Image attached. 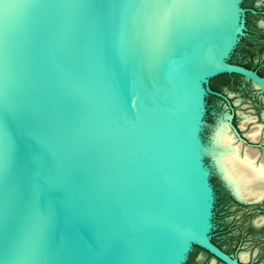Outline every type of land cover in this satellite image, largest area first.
<instances>
[{"label": "water", "instance_id": "water-1", "mask_svg": "<svg viewBox=\"0 0 264 264\" xmlns=\"http://www.w3.org/2000/svg\"><path fill=\"white\" fill-rule=\"evenodd\" d=\"M242 1L0 0V264H241L202 129L216 75L264 93Z\"/></svg>", "mask_w": 264, "mask_h": 264}, {"label": "rangeland", "instance_id": "rangeland-1", "mask_svg": "<svg viewBox=\"0 0 264 264\" xmlns=\"http://www.w3.org/2000/svg\"><path fill=\"white\" fill-rule=\"evenodd\" d=\"M252 1L250 0V3ZM259 1H263L260 6L264 5V0ZM252 19L258 22L260 19H264V16L259 15ZM234 51L229 54V58ZM235 58L243 59L252 67L264 72V43L254 45L251 51H237ZM213 78L212 84L220 87L222 92L228 97V100L213 96L211 93L206 95L207 111L204 120L207 123L202 129V136L205 142L209 140L213 128L221 119L229 121L234 129L242 124L243 115H251L256 118L258 123L264 124V95L258 89L241 77H235L228 81L220 77ZM234 114L235 116L232 117ZM253 124L249 123L245 126L242 133L248 132ZM205 160L207 164H210V158L206 157ZM213 179L217 184H220L219 176L212 170L211 182L214 185ZM230 206L227 211L223 210L221 212L224 216L219 218L215 204L211 231L212 238L215 237L220 246L235 256L241 257L242 253H248V258L244 260L246 264H264V226L257 230L248 228L254 219L264 216V213L260 212L262 215L258 211L249 213L246 207L233 203ZM218 230H223V232H218ZM212 261L213 258L210 254L195 246L185 264H211ZM215 264L221 263L216 262Z\"/></svg>", "mask_w": 264, "mask_h": 264}, {"label": "flooded vegetation", "instance_id": "flooded-vegetation-1", "mask_svg": "<svg viewBox=\"0 0 264 264\" xmlns=\"http://www.w3.org/2000/svg\"><path fill=\"white\" fill-rule=\"evenodd\" d=\"M262 3H263V1H259V0H253L251 3H250V0H243L242 1V7L245 9V14H244L245 34L241 37V40H240L241 43L239 44V46L236 48V50L234 51V53L230 57V61L233 63H236V64L243 65L249 69L255 70L260 76L264 77V72L260 71L259 69L252 67V65H250L248 62H245L243 59H236L235 58V54L237 51H239V50L251 51V49L254 45H256L258 43L259 44L264 43L263 42L264 41V19H260L258 22L255 19H252V18H255L259 15L264 16V5L260 6ZM225 74H228V76L225 77ZM216 77L226 79L227 81L232 80L235 77L243 78L242 76H240L238 74H229V73H222V74L215 76V78ZM213 79H211V81H210V87L213 91L219 93L220 95L212 94V93L211 94L213 96L223 98L227 101L228 97L222 92V89L220 87L212 84ZM246 81L252 84V82H250L248 80H246ZM253 87H255V86L253 85ZM255 88L258 89L257 87H255ZM258 90L260 91V89H258ZM261 93L264 95L263 92H261ZM234 116H235V114L232 117H234ZM244 116H248V115H243L242 124L238 125L237 128H235V129L229 123V121H227L228 124L230 125V130L232 132L229 130V127L227 125L226 126L228 127L229 134H231L234 138L233 143L235 145H238L239 155L243 156L247 150H253L256 153H258V155H259L257 158V161H256V163L258 164L264 156V124L258 123L256 121V118L251 116V115H249L251 117V119L244 122ZM229 119H230V116H229ZM249 123H254V124L248 132L242 133V130L244 129V127L247 126ZM217 124H216V126H217ZM258 125H262L259 138L258 139H252L251 136L249 135V133L253 130V128H255ZM215 127L213 128L212 133L214 132ZM211 135H210V137H211ZM214 172H216V174L220 178V180H219L220 184H217V182H215V180H214L215 178L213 179V183H214L213 186H214V190H215V194H216V203H215L217 206L216 212H217V216L219 218H222L224 216L221 214V212L223 210L227 211L231 207L230 204H232V203L237 204L239 206L246 207L248 209L249 213L254 212V211H258L260 215H262V213H260V212L264 213V196L260 200H248V202L240 201L239 200L240 197L234 192L233 188L231 186L228 187L226 185V183H228L227 182L228 180L226 181L225 177H223V175L221 176L217 171L214 170ZM245 200H247V199H245ZM262 218L264 219V216H260V217H257L256 219H254L253 223H250L248 228L250 230L260 229L262 226H264V221L259 222V220ZM218 232H223V230L222 231L218 230ZM212 242L215 245H217L221 250H223L225 253L230 255L232 258L237 259L238 262H240L241 264H246L244 259L242 258L243 253L241 254V257L231 254L228 250H226L225 248H223L222 246H220L217 243V241L215 240V237L212 238ZM196 247L201 248L202 250L206 251L208 254H210L212 256L213 261L211 262V264H215L216 262H220L221 264H227L223 260H221L220 258L215 257L208 250H206L200 246H196ZM245 254H248V253H245Z\"/></svg>", "mask_w": 264, "mask_h": 264}, {"label": "bare ground", "instance_id": "bare-ground-1", "mask_svg": "<svg viewBox=\"0 0 264 264\" xmlns=\"http://www.w3.org/2000/svg\"><path fill=\"white\" fill-rule=\"evenodd\" d=\"M250 119L249 115L244 116V122ZM226 125L230 130L228 122L221 119L203 150L211 155L216 167L240 198L260 200L264 196V156L258 164L256 161L259 155L253 150H247L240 156L238 145L233 143L234 138ZM261 126H256L249 133L252 139L259 138ZM263 221V218L259 220ZM242 258L246 260L248 254L243 253Z\"/></svg>", "mask_w": 264, "mask_h": 264}, {"label": "trees", "instance_id": "trees-1", "mask_svg": "<svg viewBox=\"0 0 264 264\" xmlns=\"http://www.w3.org/2000/svg\"><path fill=\"white\" fill-rule=\"evenodd\" d=\"M240 43H241V42H239V44H240ZM239 44H238V46H239ZM238 46H237V47H238ZM227 76H228V74H225V77H227Z\"/></svg>", "mask_w": 264, "mask_h": 264}]
</instances>
